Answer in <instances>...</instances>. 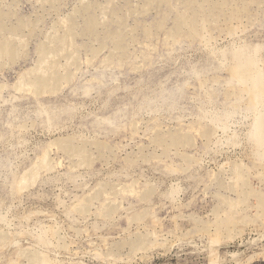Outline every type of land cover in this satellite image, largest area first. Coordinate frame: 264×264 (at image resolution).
I'll use <instances>...</instances> for the list:
<instances>
[{"label":"rangeland","instance_id":"1","mask_svg":"<svg viewBox=\"0 0 264 264\" xmlns=\"http://www.w3.org/2000/svg\"><path fill=\"white\" fill-rule=\"evenodd\" d=\"M0 234V264H264V0H0Z\"/></svg>","mask_w":264,"mask_h":264},{"label":"bare ground","instance_id":"2","mask_svg":"<svg viewBox=\"0 0 264 264\" xmlns=\"http://www.w3.org/2000/svg\"><path fill=\"white\" fill-rule=\"evenodd\" d=\"M44 57H43L44 58L43 61L41 62L40 66H39L38 76L36 77L35 80H32L33 82H30L31 83V87L33 86L34 89L40 88V86L42 85L41 84V82H42L41 81V78H42L43 72L46 69H49V68L53 67L55 65V63H56L55 60L53 58H50L48 55H46V56L44 55ZM23 84L24 83H19L20 86L23 85ZM67 143H64V145H66L67 147H69L70 149H72L71 146L68 145ZM69 148H68V151H69ZM43 163L44 164L47 163L46 157L44 158ZM35 173H36V170L35 169H32L28 174H25L22 177V179H21L20 185H23V184L25 185L27 182H29L35 176ZM51 232H52V230H51ZM4 241H8V240H6V238L3 236V234L2 235L0 234V243H4ZM58 245H59V243H58ZM24 254L26 255L25 257H27V264H55L54 261L52 262L50 260V258H48L50 256H48L46 254H43V252H41L39 249H34L33 251H30V250L29 251H26V252H24Z\"/></svg>","mask_w":264,"mask_h":264}]
</instances>
